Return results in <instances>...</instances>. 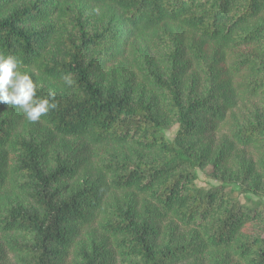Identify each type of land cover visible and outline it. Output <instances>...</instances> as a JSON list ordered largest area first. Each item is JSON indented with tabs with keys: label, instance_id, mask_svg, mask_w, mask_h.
I'll use <instances>...</instances> for the list:
<instances>
[{
	"label": "trees",
	"instance_id": "obj_1",
	"mask_svg": "<svg viewBox=\"0 0 264 264\" xmlns=\"http://www.w3.org/2000/svg\"><path fill=\"white\" fill-rule=\"evenodd\" d=\"M0 54L57 102L0 104V264H264V0H0Z\"/></svg>",
	"mask_w": 264,
	"mask_h": 264
},
{
	"label": "clouds",
	"instance_id": "obj_2",
	"mask_svg": "<svg viewBox=\"0 0 264 264\" xmlns=\"http://www.w3.org/2000/svg\"><path fill=\"white\" fill-rule=\"evenodd\" d=\"M22 61L13 55L0 54V104L19 108L26 119L37 122L57 107L55 93L37 97V84L19 65Z\"/></svg>",
	"mask_w": 264,
	"mask_h": 264
},
{
	"label": "rangeland",
	"instance_id": "obj_3",
	"mask_svg": "<svg viewBox=\"0 0 264 264\" xmlns=\"http://www.w3.org/2000/svg\"><path fill=\"white\" fill-rule=\"evenodd\" d=\"M176 130H177V125L174 124L171 127L165 129V134H166V136L169 139H172L174 137V135H175ZM195 182H196L197 185H203V186H208V185H212V184H217L218 183L216 178H213V177L207 175L205 173V171L202 170V169H197V177L195 179ZM238 193L241 195L240 192H238ZM8 257H6V260L8 259Z\"/></svg>",
	"mask_w": 264,
	"mask_h": 264
}]
</instances>
